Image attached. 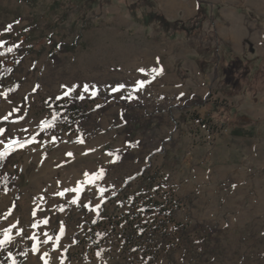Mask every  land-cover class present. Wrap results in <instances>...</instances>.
<instances>
[{"label":"rangeland","instance_id":"rangeland-1","mask_svg":"<svg viewBox=\"0 0 264 264\" xmlns=\"http://www.w3.org/2000/svg\"><path fill=\"white\" fill-rule=\"evenodd\" d=\"M4 31L25 54L0 87L17 184L0 190V240L22 264H264V100L246 91L264 84V0H0ZM82 90L114 99L55 125L48 101ZM127 97L148 121L129 142Z\"/></svg>","mask_w":264,"mask_h":264},{"label":"trees","instance_id":"trees-1","mask_svg":"<svg viewBox=\"0 0 264 264\" xmlns=\"http://www.w3.org/2000/svg\"><path fill=\"white\" fill-rule=\"evenodd\" d=\"M147 16L149 19L156 18L161 19L162 21L165 20L162 15L155 12H149ZM176 23V21H173L170 24L173 25ZM184 26L185 24L181 27L183 30L186 29V26ZM1 34L0 47L2 46L4 49H0V87L6 88L8 80L12 77L16 66L19 65L25 54V49L20 45L19 42L15 40V31H4ZM73 46L74 45L72 44L58 43L55 47L59 51L64 52L70 51ZM9 49L11 50L9 51ZM261 72L262 71L259 69L257 70V77H259ZM246 91L249 93L252 92L250 93L251 95L249 94L251 98L253 97L254 99L257 98V100H264V84L257 85V90L253 87V85H250L248 88H246ZM254 92H256L257 95L254 94ZM87 93V91L82 90L77 94H70L62 99L55 97V100H49V105H52L55 109L62 112L61 114L57 116L55 115L53 117V123L55 125H61L67 128L79 129L83 123H86L91 119L92 111L88 110L87 108L90 102L101 98L98 108L100 111H104L109 108L110 101L114 99V93L110 91L98 93L93 90L89 94ZM205 102L206 99L204 98H196L195 100V103L198 105H203ZM115 103L122 107L121 117L123 119V123L125 124V139L127 142H129V139L132 136L131 130L146 129L148 121L142 119L137 110L138 107L141 106V103L138 102L139 104H134L130 97L121 100L117 99ZM222 125H224L223 122ZM232 133L236 135H251L252 132H241L240 129H234L232 130ZM110 152L119 162L123 159L131 157L129 148L124 150H110ZM4 164L5 159L0 158V190H12L17 187L16 177L7 171H2ZM80 211H82V213L85 215L93 211L98 212L99 215L103 213V210L100 209V207H92L87 203L80 207ZM196 227H204L209 235H214L216 232H218V229L212 225L196 224ZM128 238L130 240L134 239L132 238V235H128ZM22 260V254L16 253L13 249L9 248L5 242L0 244V263L3 261H13V264H22Z\"/></svg>","mask_w":264,"mask_h":264},{"label":"snow or ice","instance_id":"snow-or-ice-1","mask_svg":"<svg viewBox=\"0 0 264 264\" xmlns=\"http://www.w3.org/2000/svg\"><path fill=\"white\" fill-rule=\"evenodd\" d=\"M8 27H9V29H10V28H11V25H9ZM10 50H11V49H9V51H10ZM140 71H144V69H141ZM153 71H156V70L153 69ZM140 84H141V86H142V85H143V81H141ZM85 87H87V86H85ZM120 87H123V85H121ZM114 90H115V89H114ZM5 119H7V117H5ZM3 131H4V129H0V133H3ZM13 143H15V141H14ZM86 176H87V174H86ZM93 179H95V176L89 178V182H92ZM61 194H62V193H61ZM44 223H47V221L45 220ZM33 226L35 227L36 225H33ZM13 227H14V226H13ZM9 239H10V236L8 235V230H5V237H4V240H0V244L4 243L5 241H7V240H9ZM33 239H35V237H33ZM49 239H51V237H49ZM57 239H59V238L57 237Z\"/></svg>","mask_w":264,"mask_h":264}]
</instances>
